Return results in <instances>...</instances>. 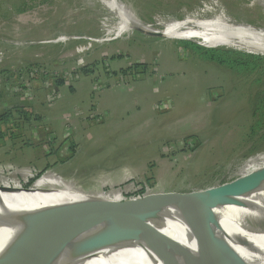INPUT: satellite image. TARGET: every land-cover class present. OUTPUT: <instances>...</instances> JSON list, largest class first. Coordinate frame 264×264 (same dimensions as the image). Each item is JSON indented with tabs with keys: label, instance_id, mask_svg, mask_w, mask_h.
<instances>
[{
	"label": "rangeland",
	"instance_id": "374dc122",
	"mask_svg": "<svg viewBox=\"0 0 264 264\" xmlns=\"http://www.w3.org/2000/svg\"><path fill=\"white\" fill-rule=\"evenodd\" d=\"M120 1L154 31L220 12L264 29L258 0ZM101 5L0 0V115L12 114L0 122V185L122 201L264 167V137L247 140L252 107H264V69L234 73L194 52L197 39L134 28L115 36L117 18ZM253 55L264 68V54Z\"/></svg>",
	"mask_w": 264,
	"mask_h": 264
},
{
	"label": "bare ground",
	"instance_id": "6f19581e",
	"mask_svg": "<svg viewBox=\"0 0 264 264\" xmlns=\"http://www.w3.org/2000/svg\"><path fill=\"white\" fill-rule=\"evenodd\" d=\"M98 1L117 18V22H113L116 23L115 36L131 28L145 31L144 33L154 31L149 24L134 15L129 4L126 5L120 0ZM258 2L264 5V0ZM255 27L238 24L220 12L219 15L209 18L199 19L188 16L181 20H170L160 32L164 37L169 38L197 39L203 47L229 46L252 54H264V29ZM9 183L7 180L0 185V261L5 262L6 259V264L10 263L9 256L18 249L24 248L22 244L30 243L29 235L33 233L32 229L46 222L42 217L46 210L52 211L53 208L92 199L118 200L107 196L68 192L56 185L42 187L35 185L24 190L22 187L13 188ZM263 194L264 187L261 191L241 198L243 205L215 209L214 212L220 223L215 230V237L223 246L224 264H264ZM180 212L176 206L165 207L158 215L160 216L158 225L162 224L164 233L194 252L195 243L191 239L190 232L179 219ZM69 215L74 219L72 223L82 230L79 229L78 234L70 239L48 264H70L75 260L84 259L83 256L87 253L89 255L86 257L91 258L85 261V264H163L153 252L144 248L142 239L123 243L124 245L119 248H107L105 244L101 246L95 244L97 235L111 228L113 224L103 222L91 226V219L84 221L77 212ZM48 236H51L50 232ZM55 241V244H58L59 240L55 239ZM78 246H82L84 250L76 252ZM101 252L109 253L105 256L98 255ZM196 264L201 263L198 261Z\"/></svg>",
	"mask_w": 264,
	"mask_h": 264
},
{
	"label": "water",
	"instance_id": "95a60500",
	"mask_svg": "<svg viewBox=\"0 0 264 264\" xmlns=\"http://www.w3.org/2000/svg\"><path fill=\"white\" fill-rule=\"evenodd\" d=\"M147 33L162 35L160 31ZM263 187L264 167L231 182L197 191L154 194L122 201L92 199L63 205L53 208L52 211L49 209L42 215L46 222L32 229L34 235H29L30 243L22 244V250L18 249L9 256L8 264H48L64 245L78 234L80 228L72 223L74 219L69 215L74 212L81 215L84 221L91 219V226L103 222L113 224L111 228L97 235L94 242L97 245L105 244L107 248H119L123 243L142 239L144 248L153 252L163 264H196L198 261L201 264H224L223 246L215 237V230L220 226L215 209L243 205L241 198L261 191ZM23 189L27 190L29 186ZM167 206L180 209L179 219L191 234L195 243L194 252L164 233L162 224L158 225V215ZM48 232L51 236H48ZM55 239L59 240L60 245L55 244ZM80 247L75 251L84 250ZM108 253L101 252L98 255L105 256ZM86 256L70 264H85V261L91 258ZM0 264H6V259L5 262L0 261Z\"/></svg>",
	"mask_w": 264,
	"mask_h": 264
},
{
	"label": "trees",
	"instance_id": "16d2710c",
	"mask_svg": "<svg viewBox=\"0 0 264 264\" xmlns=\"http://www.w3.org/2000/svg\"><path fill=\"white\" fill-rule=\"evenodd\" d=\"M189 43L193 46L195 50L194 52H198L201 56L211 61L212 63L226 66L230 71L234 73L243 72L244 74L249 75L254 72L260 71L261 69H264L263 66H261V61L263 58L260 56L231 48H206L190 41ZM62 84L63 83L61 81L58 82V85ZM256 103L252 107L251 117L252 119H255V121L252 122V124H250L248 127V130L250 132V137L247 139L248 141H254L256 138L261 139L264 137V107L261 105L259 106L258 103ZM11 117L12 114L10 112L1 114L0 122L2 123V125H5L10 121ZM190 140L193 142V137L190 136L184 139L185 143L189 142ZM251 150L254 151L255 146L251 147ZM30 184L31 182L28 186H30Z\"/></svg>",
	"mask_w": 264,
	"mask_h": 264
}]
</instances>
